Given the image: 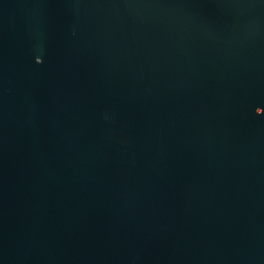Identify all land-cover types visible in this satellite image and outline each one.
Returning a JSON list of instances; mask_svg holds the SVG:
<instances>
[{"label": "water", "instance_id": "water-1", "mask_svg": "<svg viewBox=\"0 0 264 264\" xmlns=\"http://www.w3.org/2000/svg\"><path fill=\"white\" fill-rule=\"evenodd\" d=\"M0 264H264V0H0Z\"/></svg>", "mask_w": 264, "mask_h": 264}]
</instances>
